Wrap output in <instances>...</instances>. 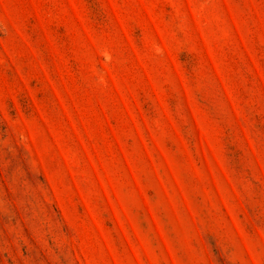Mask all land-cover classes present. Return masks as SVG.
<instances>
[{"label":"rangeland","instance_id":"374dc122","mask_svg":"<svg viewBox=\"0 0 264 264\" xmlns=\"http://www.w3.org/2000/svg\"><path fill=\"white\" fill-rule=\"evenodd\" d=\"M0 264H264V0H0Z\"/></svg>","mask_w":264,"mask_h":264}]
</instances>
